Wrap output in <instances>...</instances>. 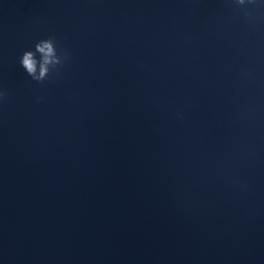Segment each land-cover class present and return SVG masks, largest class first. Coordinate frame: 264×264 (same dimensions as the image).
Returning a JSON list of instances; mask_svg holds the SVG:
<instances>
[{
    "label": "water",
    "instance_id": "95a60500",
    "mask_svg": "<svg viewBox=\"0 0 264 264\" xmlns=\"http://www.w3.org/2000/svg\"><path fill=\"white\" fill-rule=\"evenodd\" d=\"M0 91V264H264V10L0 0Z\"/></svg>",
    "mask_w": 264,
    "mask_h": 264
},
{
    "label": "clouds",
    "instance_id": "9594fccd",
    "mask_svg": "<svg viewBox=\"0 0 264 264\" xmlns=\"http://www.w3.org/2000/svg\"><path fill=\"white\" fill-rule=\"evenodd\" d=\"M227 2L249 25L255 27L261 19V10H264L262 0H227ZM70 60L69 51L61 47L54 35H50L46 39L39 40L32 50L24 51L20 64L31 81L42 84L59 76ZM8 98L7 91H0V104L7 102ZM177 116L183 119L182 113L178 112ZM237 186L246 188V185L238 184Z\"/></svg>",
    "mask_w": 264,
    "mask_h": 264
}]
</instances>
